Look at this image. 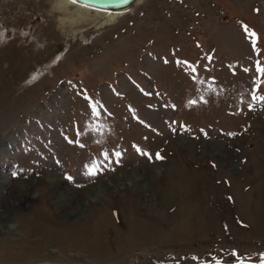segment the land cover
I'll list each match as a JSON object with an SVG mask.
<instances>
[{
  "label": "rangeland",
  "instance_id": "obj_1",
  "mask_svg": "<svg viewBox=\"0 0 264 264\" xmlns=\"http://www.w3.org/2000/svg\"><path fill=\"white\" fill-rule=\"evenodd\" d=\"M54 3L0 0V264H260L264 0H141L99 29ZM75 225L103 261L60 250Z\"/></svg>",
  "mask_w": 264,
  "mask_h": 264
},
{
  "label": "bare ground",
  "instance_id": "obj_2",
  "mask_svg": "<svg viewBox=\"0 0 264 264\" xmlns=\"http://www.w3.org/2000/svg\"><path fill=\"white\" fill-rule=\"evenodd\" d=\"M71 1L72 0H55L53 9H55V11L60 14L57 19V25L60 28L64 27L65 25L71 27L72 25H75L77 23L79 24L91 22L94 23V27H96V29H99L103 26L114 23L120 15L116 14L117 11H122L125 9L100 11L85 6L83 3L75 2V5H73ZM140 1L141 0H134L132 4L136 5ZM22 187L24 188L26 187V185L22 184ZM99 198L102 197L100 196ZM58 203L60 204V201ZM18 217H15V219L20 222L19 230H21L25 236L24 241L30 243L29 248L36 251H41L42 249H44V246L47 245L48 240H45V238L43 237L38 239L37 237H35V235H39L41 232L39 229H44L45 226H43V224L41 223L36 225L32 224L29 217L25 218L23 216L20 217L19 215ZM85 226H70L69 229L67 228L65 230L67 232L65 234L58 232L59 234L55 235V239L57 241V244L60 245V250H62L63 245L69 244L74 249L85 250L87 254H90L91 259H98L103 261L106 258V255L104 248L101 246V241H99L101 233L99 232V230H94L92 233L95 234V238L93 239L91 238L92 236L89 230V226Z\"/></svg>",
  "mask_w": 264,
  "mask_h": 264
},
{
  "label": "water",
  "instance_id": "obj_3",
  "mask_svg": "<svg viewBox=\"0 0 264 264\" xmlns=\"http://www.w3.org/2000/svg\"><path fill=\"white\" fill-rule=\"evenodd\" d=\"M134 0H76L85 5L109 10H120L132 5Z\"/></svg>",
  "mask_w": 264,
  "mask_h": 264
},
{
  "label": "snow or ice",
  "instance_id": "obj_4",
  "mask_svg": "<svg viewBox=\"0 0 264 264\" xmlns=\"http://www.w3.org/2000/svg\"><path fill=\"white\" fill-rule=\"evenodd\" d=\"M72 2L75 3L76 0H72ZM2 35H3V33H0V36H2ZM252 35L255 36V33H252ZM185 63H187V62H185ZM193 70H195V69H193ZM245 71H248V69H245ZM256 71L258 73H260L261 75H264V65H262L260 61H256ZM259 99H264V97H259ZM93 115H96V116L100 115V113L98 111H96L95 106L93 107ZM105 155H107V154H105ZM115 155L116 156H120V155H122V153L116 152ZM156 158L157 159H163V157L160 156L159 153L156 154ZM89 174L95 175L96 174L95 168L90 169L89 170ZM68 179H72V178L68 177ZM233 255H235V253H233ZM260 256L262 257V259L260 261V264H264V253H261ZM194 259H195V257H194ZM217 264H223V261L222 260H218Z\"/></svg>",
  "mask_w": 264,
  "mask_h": 264
}]
</instances>
